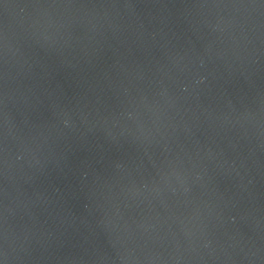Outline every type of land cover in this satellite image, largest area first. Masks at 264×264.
<instances>
[{
    "label": "water",
    "instance_id": "obj_1",
    "mask_svg": "<svg viewBox=\"0 0 264 264\" xmlns=\"http://www.w3.org/2000/svg\"><path fill=\"white\" fill-rule=\"evenodd\" d=\"M0 264H264V0H0Z\"/></svg>",
    "mask_w": 264,
    "mask_h": 264
}]
</instances>
